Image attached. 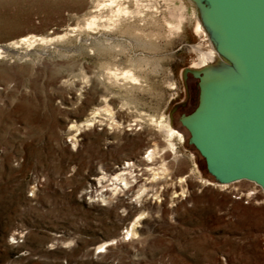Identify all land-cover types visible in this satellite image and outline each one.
I'll use <instances>...</instances> for the list:
<instances>
[{
    "label": "rangeland",
    "instance_id": "rangeland-1",
    "mask_svg": "<svg viewBox=\"0 0 264 264\" xmlns=\"http://www.w3.org/2000/svg\"><path fill=\"white\" fill-rule=\"evenodd\" d=\"M102 2L0 0V264H264L263 190L206 185L179 122L210 48L197 6L158 0L153 20L84 29ZM127 69L138 81L109 76ZM127 161L130 190L101 191Z\"/></svg>",
    "mask_w": 264,
    "mask_h": 264
},
{
    "label": "water",
    "instance_id": "water-1",
    "mask_svg": "<svg viewBox=\"0 0 264 264\" xmlns=\"http://www.w3.org/2000/svg\"><path fill=\"white\" fill-rule=\"evenodd\" d=\"M227 64L195 75L197 104L179 118L219 184L264 192V0H192Z\"/></svg>",
    "mask_w": 264,
    "mask_h": 264
},
{
    "label": "bare ground",
    "instance_id": "bare-ground-1",
    "mask_svg": "<svg viewBox=\"0 0 264 264\" xmlns=\"http://www.w3.org/2000/svg\"><path fill=\"white\" fill-rule=\"evenodd\" d=\"M143 1H145V4H143L141 2V0H135L134 4H133V9H130L128 6L130 0H106V2L101 3L102 7L99 9V13L96 15H92L91 17H89L85 21L84 29L93 31V30L101 27V28L108 30L110 26H115L117 24V21H120V20L124 21L127 18H133V17L140 19V21H143L145 16H148L152 20L155 19L158 12H160V11H158L160 7L158 6L159 7L158 8L157 3H156V2H158V0L157 1L143 0ZM158 4H160V2ZM104 12H106L107 14L104 15V22H101V17L103 18L102 15ZM195 32L197 34H201L202 36H204L205 39L208 37L209 41H210V48L207 50V52L198 51L197 63L195 65L191 66L192 69L199 71V72L195 73V75H201V74H207L210 72H214L218 68L225 66V64H227V61L217 53L214 42L212 41V38L210 36V33L205 28V26L202 24V22H200V18L196 22ZM20 40H22L23 43L28 44V46L36 41L33 37H27V36H22ZM109 76L113 79L129 80V81H132V83L138 81V79H137L138 77L135 76V74L132 72V69L131 70H128V69L127 70H121L118 72L116 70L115 71L109 70ZM97 113L98 112H92L91 115L89 116V118L87 119V122H92L94 120V117H96L95 115ZM89 125H90V123H89ZM172 144H171V142H169V145H172ZM172 148H173V146H172ZM144 155L145 156L143 157V160L146 162V164H152L153 165L154 156H155L154 151L149 150ZM134 167H135V165L133 162L127 161L126 163H123L122 167L119 168L118 172L114 173L113 175L101 176L98 179L97 183H100V181L106 180L107 181L106 185L107 186L109 185L108 188H106V186H105V189H103L101 191L110 190V191L117 192V191H123V190H126V191L130 190L131 186H133V183L136 182V179L133 178V174H132V169ZM144 169L149 172V176H151V180L162 179L161 175H163L166 171V168L164 167V165H161L159 170L157 168L152 167V166L151 167L145 166ZM127 175H129V177H126ZM131 178H133V179H131ZM183 178L184 177L177 178V182L184 181ZM202 183H205V182L201 180V184ZM206 185H208V186L211 185V186H215V187H219V188H226L228 184H213V183L206 181ZM143 186H144V184H141L140 186H138L139 190L141 189V193L139 194L140 191L138 190V192L136 194L137 196L135 198L136 199L135 201L139 200V197H141V195L146 192V188H143ZM95 193H96L95 196H97V195L101 196V194H100L101 192L95 191ZM112 193L113 192H111V194ZM249 194H253V193H249ZM98 199H99V197H98ZM101 199H102V197H101ZM135 223H136V220H135ZM129 232H130L129 233L130 235L134 234L133 225L131 226Z\"/></svg>",
    "mask_w": 264,
    "mask_h": 264
},
{
    "label": "snow or ice",
    "instance_id": "snow-or-ice-1",
    "mask_svg": "<svg viewBox=\"0 0 264 264\" xmlns=\"http://www.w3.org/2000/svg\"><path fill=\"white\" fill-rule=\"evenodd\" d=\"M97 251H102V249H97Z\"/></svg>",
    "mask_w": 264,
    "mask_h": 264
}]
</instances>
